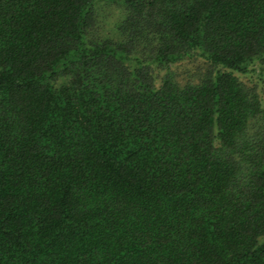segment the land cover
I'll use <instances>...</instances> for the list:
<instances>
[{
    "label": "trees",
    "instance_id": "trees-1",
    "mask_svg": "<svg viewBox=\"0 0 264 264\" xmlns=\"http://www.w3.org/2000/svg\"><path fill=\"white\" fill-rule=\"evenodd\" d=\"M0 264H264V0H0Z\"/></svg>",
    "mask_w": 264,
    "mask_h": 264
},
{
    "label": "rangeland",
    "instance_id": "rangeland-1",
    "mask_svg": "<svg viewBox=\"0 0 264 264\" xmlns=\"http://www.w3.org/2000/svg\"><path fill=\"white\" fill-rule=\"evenodd\" d=\"M108 25H105L104 28H107Z\"/></svg>",
    "mask_w": 264,
    "mask_h": 264
}]
</instances>
